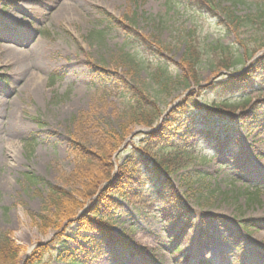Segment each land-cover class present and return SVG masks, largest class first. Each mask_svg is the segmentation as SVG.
<instances>
[{"label":"rangeland","instance_id":"1","mask_svg":"<svg viewBox=\"0 0 264 264\" xmlns=\"http://www.w3.org/2000/svg\"><path fill=\"white\" fill-rule=\"evenodd\" d=\"M12 1L0 0V39L13 40L20 45L18 50L32 51V55H12L0 46V231L10 232L26 250L16 262L23 264L36 245L49 242L56 234L41 235L29 213H41L48 186L71 190L63 182L75 164L71 144L93 150L106 129L118 133L123 127L127 135L124 146L137 147L141 134L151 131L143 125H129L123 118L127 98L122 97L118 78L126 90L149 88L151 102L164 115L186 95L179 90L172 93L174 98H153L156 84L145 71L129 75L119 55H135L146 64L159 61L174 76L182 74L178 64L190 35L201 43L203 58L210 62L213 52H205L209 45L218 43L241 55V44H250L254 31L244 28L228 33L207 16L168 0H19L15 10L8 12L6 7ZM249 6L237 7L236 14L250 13ZM60 9L66 11L57 18ZM107 15L124 21L134 30L131 34L146 39V52L127 45V33L108 25ZM262 56L264 51L257 52L251 61L235 64L229 71L202 62L197 68L201 86L224 81L229 72L239 75L251 62L249 68L258 77L264 76L256 64ZM30 65L37 70L38 92L24 87L28 79L23 69ZM254 82L257 89L247 97L262 121L252 127L239 126L230 137L212 131L188 170L205 172L206 188L199 190L184 178L182 181L183 171L168 178V188L150 179L143 186L149 176L141 170L123 190L111 195L114 204L107 211L111 214L107 231L115 243L93 258L72 263L69 256L82 258L79 246L90 243L81 238L98 235L78 231L72 223L65 230L67 237L60 238L40 264H264V83ZM101 83L105 91L100 90ZM190 94L193 103L202 108L223 99L208 90L199 97L194 85ZM233 96L226 98L241 101V96ZM194 114L199 117L193 123L186 116L180 119L183 125L178 132L200 135L204 127L232 121L206 120L198 110ZM125 156L120 153L115 166ZM25 174L43 184L30 183ZM86 215L90 221L97 220Z\"/></svg>","mask_w":264,"mask_h":264},{"label":"trees","instance_id":"2","mask_svg":"<svg viewBox=\"0 0 264 264\" xmlns=\"http://www.w3.org/2000/svg\"><path fill=\"white\" fill-rule=\"evenodd\" d=\"M168 1L173 5L180 3L194 12L214 19L216 25L221 29H226L228 33L234 32L236 34L244 28L251 29L254 33L250 39V44H241V48L244 50L241 55H237L235 51L230 52L229 48L219 44L209 45L205 51L206 53L213 52L212 61L209 62L207 58H203L204 51H201V43L198 44L190 35L188 43L185 44L180 65L178 64L182 74H175L174 76L171 75L167 66L159 61L154 65L143 62L144 66L141 58L126 53H121L119 60L125 64L129 75L134 71L137 73L145 71L148 79L158 87L157 91L151 95L155 99L162 95L171 97L172 93L179 90L187 91L191 85L198 87L199 97L205 95V91L208 90L216 93L218 97H223V99L219 102H210L202 108L194 104L192 97L187 95L176 107L162 117L163 111L158 109L155 102L150 100L149 88H145L143 85L136 88L129 87L126 90V84L118 78L123 85L124 94L122 97L123 99L127 98L124 105L127 114L123 118L129 122V125H143L154 130L148 134H141L143 139L137 147L132 144L126 145L121 151L119 148L124 144L127 136L126 128L123 127H120L121 131L118 133L111 128L106 129L93 150L82 146V144H71L70 152L75 164L73 170L63 179V182L70 186L71 190L67 191L58 186H48L41 213H29L31 223L41 235H45L49 231L56 232V234L50 242L39 243L23 264H40L42 258L53 251L60 238L67 237L64 234L65 230L72 223L77 224L78 231L83 229L98 234L97 238L92 236L81 238L83 241L89 240L90 243L86 246H79L83 255L82 258L69 256L72 263L86 259V257L93 258L102 252L109 243H115L114 238L107 231V226L111 224V214H108L107 211L114 204L111 195L123 190V187L132 181V176L141 170H145L149 176L142 183L143 186L148 184L150 179L151 183L161 181L162 185L168 188V178L183 170L185 173L180 175L182 181L184 178L186 182L188 181V185H196L199 190L203 187L206 188L207 186H204L206 173L201 170L188 171V168L198 159L199 146L202 143H208V135L212 131L217 132L219 126L215 125L214 129L211 126L209 128L204 127L201 129L200 135L178 132L183 125L180 124V118L186 116L193 123L199 117L198 114H194V109L200 111L206 120L212 117L230 118L232 121H227L222 125L226 137H230L232 133L235 134L236 127L246 126L247 123L256 124L261 120L257 109L247 98L248 92L257 88L253 81L254 68H249L237 77L225 76L224 82L218 81L207 87L200 86L197 68L202 62H205L211 67L215 65L217 70H229L233 66L243 64V61L250 59L260 49H264V0ZM246 4L251 5L253 12L238 16L236 14L237 7ZM107 18L109 19L108 24L122 28L127 33V45H135L146 52V39L137 34H131L134 30L125 25L124 21H118L108 15ZM260 62L262 63V70H264L263 60H259L257 63ZM115 79L117 78L115 77ZM262 80L261 82L264 83V79ZM101 90L105 91V85L102 86ZM234 94H240L241 101H230L226 98ZM236 113L238 114L235 115ZM227 123L231 125L227 126ZM217 136L215 135V138ZM120 153H126V156L115 170L113 159ZM159 153L161 155L157 159L156 155ZM151 159H153L152 162H150ZM25 179L30 183L43 184L41 179L35 178L31 174H25ZM111 180L112 182L109 184L108 182ZM106 183L109 185L102 188V185ZM171 191L172 189L169 190L170 193ZM88 204L91 205L85 209ZM81 211L83 213L79 214ZM86 214L93 215L97 220L90 221ZM103 218H107V222H102ZM25 251L23 247L16 244L10 232L0 231V264H16L19 256Z\"/></svg>","mask_w":264,"mask_h":264},{"label":"bare ground","instance_id":"3","mask_svg":"<svg viewBox=\"0 0 264 264\" xmlns=\"http://www.w3.org/2000/svg\"><path fill=\"white\" fill-rule=\"evenodd\" d=\"M16 1L19 0H14L11 3H8L6 7V10H9L8 12L12 11L13 9L15 10V8L17 7ZM65 11V9L58 10L56 13L60 16H58L57 18H61V15L65 14ZM4 43L8 45H4ZM0 46L5 49L7 53L12 55L20 54L26 57H31L32 55V51L26 52L24 50H18L17 48H19L20 45L13 40L0 39ZM23 71L26 72V76L28 79L26 80L24 85L25 89L29 88V91L31 92H38L37 90L40 89V85L38 83V78L36 74L37 70L32 65H30L29 67H27V69H23ZM17 119L18 118L16 116H13L14 121H17Z\"/></svg>","mask_w":264,"mask_h":264}]
</instances>
